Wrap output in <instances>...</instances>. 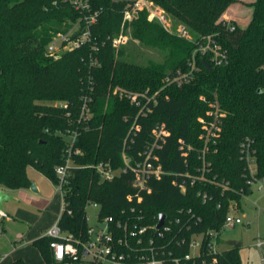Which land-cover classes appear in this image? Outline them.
Here are the masks:
<instances>
[{"label":"trees","instance_id":"obj_1","mask_svg":"<svg viewBox=\"0 0 264 264\" xmlns=\"http://www.w3.org/2000/svg\"><path fill=\"white\" fill-rule=\"evenodd\" d=\"M88 1L87 15L97 13L91 39L51 56L47 46L53 37L59 32L78 37L86 13L76 8L74 0H0V188L30 187L29 167L56 184L55 168L65 163L71 137L77 133L73 149L79 152L72 155L63 187L62 231L79 234L70 219L84 223L86 205L93 202L100 209L99 223L112 218L102 240L111 237L108 244L120 264L148 260L150 238L155 251L165 246L167 257L169 251H189L187 244L176 246L177 240L189 241L194 233H203L206 250L208 232L217 233L220 242L231 206L240 208L243 196L250 192L242 142H252L258 175L264 176V0H151L177 24L167 30L150 20L146 10L126 22L133 40L163 53L162 61L146 64L136 62L125 46L116 53L113 45L130 0ZM237 3L252 8L246 26L223 17ZM180 24L193 39L179 35ZM209 34L228 50V62L210 63L209 69L204 64L209 56H197L192 79L181 87L167 86V75L190 71L194 41ZM129 91L160 92L156 102L137 105L128 97ZM85 97L90 98L89 115L82 116ZM214 103L219 108L220 131L208 144L206 179L194 185L187 179L186 187H181L187 172L199 174L202 168L200 135L214 121L210 114ZM160 129L163 134L158 139ZM123 150L132 164L142 163L151 152L148 160L161 166L163 173L151 174L145 187H140L134 172L123 169ZM100 162L121 171L103 180L96 169ZM200 192L208 195L206 201ZM162 213L166 223L171 221V230L161 239L155 225ZM141 227L147 231L139 233ZM2 228L0 221V232ZM52 240L44 235L34 241L41 264L86 261L81 250L58 261ZM240 247L223 249L217 264H243ZM116 258H111L114 264ZM13 264L26 263L18 259Z\"/></svg>","mask_w":264,"mask_h":264},{"label":"built area","instance_id":"obj_2","mask_svg":"<svg viewBox=\"0 0 264 264\" xmlns=\"http://www.w3.org/2000/svg\"><path fill=\"white\" fill-rule=\"evenodd\" d=\"M76 8L80 9L82 12L86 13L89 10L90 4L88 0H74ZM146 10L148 13V18L150 20H155L159 22L165 29L170 30L171 29V23L172 18L166 13V11L159 5L155 4L151 0H133L132 4L129 5L124 10V18H123V24H122V31L114 36L113 39V45L115 48L121 47V45H124L128 38L123 33L124 28L126 25V22L131 20L133 17H135L140 11ZM96 16L97 13H89L85 15V28L83 32L75 38H72L71 34H65L62 32L57 33L49 45L47 46V52L51 56H58L59 54L81 47L83 44H85L86 41H89L91 39V31L90 27L92 24L96 22ZM179 35L185 39H193L192 35L188 31L187 27L183 24H180L177 29ZM195 47L192 53V68L190 71H177L174 75H167L164 79L167 86L174 85L176 87H181L185 83L189 82L192 79L193 70L195 67L194 61L196 60L197 56H209L210 61L209 64L212 63L215 66L217 65H224L229 60L228 50L222 45V43L218 40L217 36L214 34L209 35H203L200 36L198 39L194 41ZM211 65V64H210ZM122 88L117 87V90H121ZM122 91V90H121ZM160 91H156L153 94H148V91H141V92H132L129 91L127 93L130 100L140 105L145 102L143 105H146L149 102H156L157 97L159 95ZM88 100L90 98L85 97L84 104L82 107V116L89 115V107H88ZM142 105V106H143ZM214 107L213 110L210 111V114L213 115V123L207 127V130L205 133H202L200 135V138L204 140V147L201 150V159H202V168L200 169L199 174H192L190 172H187L185 174V180L182 181L181 187H186L187 185V179L189 184L194 185L196 180H205V173L208 171V165L206 159V153L208 149V144L211 139V137L215 136L220 131V116H219V108L218 104L214 103L212 104ZM144 107L142 108V110ZM163 131L160 129L157 133L158 139L162 136ZM77 138V133H74L71 137V144L68 151V155L66 158V161L64 164H61L55 168V174L57 176L58 182L56 183L58 189L61 192L62 195V214L65 212V201L63 198V187L67 183V178L69 176V167L72 161V155L74 153H78V149H73V143L75 142ZM157 144V139L153 141L152 145ZM153 146V147H154ZM241 151V159H243L246 163V176L248 178V183L250 186V192L253 191V187L256 186L257 190L264 193V176L261 177L258 175V168L256 165V157H255V149L252 146V142L250 140H246L241 143L240 146ZM188 150H192L193 146L188 144L187 145ZM151 155L148 154V157L142 162L137 164H132L131 158L128 157L123 150V159L125 166L123 167L124 170L127 168H130L134 172L135 176V183L139 185L140 187H145L146 181L149 178L151 174L154 175H160L163 173V170L161 169V166H154L153 163H151L148 158ZM97 171L100 173V176L103 180H111L115 177V175H118L121 171V169H114L111 167L110 163H104L100 162L96 166ZM216 182V181H214ZM224 188H227V184H223ZM199 195L202 196L203 200L206 201L208 198V195L206 193L200 192ZM239 207L237 205L231 206V211L226 217L224 228L226 226H235L236 224L242 223V218L235 214L233 210L238 209ZM70 213V211H68ZM112 218H108L106 223L105 229L102 230L99 227H97V240L96 241H87L86 243H80L78 239L75 238V236L72 233H67L66 235H62V229L59 226V222L56 223L51 229L48 230L47 236L53 238V240L50 242V246L53 249L54 256L58 261H61L64 259L66 255H73L78 252V250H81V255L83 258H86V256H92L93 261H100L103 258H116L115 253L112 249V247L108 244L109 241H111V237L109 235L105 236V240H102V233L107 228V222L111 221ZM170 222L166 223L164 221L161 228L157 229L155 225V230L158 231V238H164V232L170 231ZM179 222V220H177ZM224 230V229H223ZM95 230L92 228L90 230V233H93ZM147 231L146 227L139 228V233H144ZM89 233V234H90ZM209 240L206 244V250H204V237L205 234L203 233H194L190 240L187 241L185 238L181 240H177L176 246L181 247L184 245L189 246V251L182 254L178 252L169 251L167 253V257H165V250H163L164 245H161V248L158 251H155L154 247L152 246L154 244L153 238L149 239V245H150V251H151V257L146 260L147 264H217L218 257L217 254H219L223 249H219L218 242V234L215 232H208ZM58 237H63L64 240H58ZM200 239V242L198 243L197 240ZM79 244V246H78ZM194 245L199 246V252L198 254L194 255L191 252V249ZM264 246V241L261 239L257 242V247L261 250ZM194 261H198L197 263H193ZM116 264H120V262L116 258ZM262 264H264V254L262 255Z\"/></svg>","mask_w":264,"mask_h":264},{"label":"rangeland","instance_id":"obj_3","mask_svg":"<svg viewBox=\"0 0 264 264\" xmlns=\"http://www.w3.org/2000/svg\"><path fill=\"white\" fill-rule=\"evenodd\" d=\"M133 0L126 5H131ZM252 8L244 3H237L230 6L225 14L224 19L228 21L233 17L241 26L248 24ZM172 18L171 29L177 21ZM127 25V24H126ZM124 34L128 40L124 45L128 51L133 52L136 62L146 64L147 61H162L163 53L152 47L145 46L138 41L133 40L130 27L124 28ZM119 48H115L116 53ZM27 174L31 183L36 184L39 192H35L28 187L27 189L18 190L14 193V199L4 204V212L8 213L11 218L4 216L0 211V221L3 228L0 232V264H13L14 261L21 259L26 264H41L42 256L35 245L34 241L47 234L62 216V195L57 185L45 176L42 172L33 167H29ZM85 222L80 223L73 221L74 229L79 234L75 238L80 243L97 240V224L99 220V206L93 202L86 205ZM239 215L243 222L235 226H226L220 235L219 249L228 248L229 240L241 241L239 248L241 261L243 264H262V255L264 246L260 250L257 247L259 239L264 241V193L259 192L257 187L253 191L243 196L242 206L233 210ZM95 231L90 233L91 229ZM69 233L67 230L62 231V235ZM90 233V234H89ZM200 242V239L197 240ZM192 254L199 252V246L194 245L191 249ZM83 264H114L110 258H103L101 262L94 263L92 256H86ZM133 264H147L146 261H137Z\"/></svg>","mask_w":264,"mask_h":264},{"label":"water","instance_id":"obj_4","mask_svg":"<svg viewBox=\"0 0 264 264\" xmlns=\"http://www.w3.org/2000/svg\"><path fill=\"white\" fill-rule=\"evenodd\" d=\"M205 66L209 69H211V65L208 62H204ZM31 189L35 192H38V187L36 186V184L31 183ZM14 197L7 191H5L4 189L0 188V211H4V203L10 200H13ZM166 219V214L162 213L159 215V220L158 223L156 225V228L159 229L162 227L164 221ZM106 226V223H98L97 227H99L100 229L104 230ZM227 244L233 246V247H240L242 245L241 241H237V240H229L227 241Z\"/></svg>","mask_w":264,"mask_h":264},{"label":"crops","instance_id":"obj_5","mask_svg":"<svg viewBox=\"0 0 264 264\" xmlns=\"http://www.w3.org/2000/svg\"><path fill=\"white\" fill-rule=\"evenodd\" d=\"M241 1H243V2H252V1H254V0H241ZM231 6H235V4H234V5H231ZM233 19L236 20L235 17H233L232 20H233ZM236 21H237V20H236ZM23 189L25 190V189H27V188H21V189L11 190V191H7V192H9V193L14 197V193H15V192H17L18 190H23ZM38 192H39V189H38ZM5 203H6V202H5ZM5 203H4V204H5ZM1 212L4 214V216H7L8 218H11L10 215H9L8 213H6V212H4V211H1ZM42 259H43V258H42ZM42 262H43V260H42Z\"/></svg>","mask_w":264,"mask_h":264}]
</instances>
